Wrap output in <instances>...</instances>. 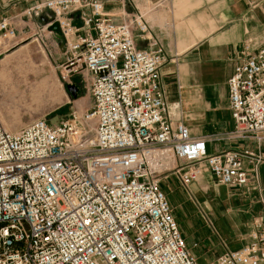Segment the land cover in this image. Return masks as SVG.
Segmentation results:
<instances>
[{
    "label": "built area",
    "instance_id": "obj_1",
    "mask_svg": "<svg viewBox=\"0 0 264 264\" xmlns=\"http://www.w3.org/2000/svg\"><path fill=\"white\" fill-rule=\"evenodd\" d=\"M23 2L36 37L57 25L58 82L77 79L90 104L55 125L43 117L10 132L0 122V264H201L162 181L173 176L190 199L205 175L222 187L257 188L261 157L247 149L208 155L204 140L171 125L158 85L163 51L140 13L114 23L99 0ZM15 33L13 20H0V39ZM227 95L230 137L260 146L264 44L234 67ZM205 264H264V220L244 246Z\"/></svg>",
    "mask_w": 264,
    "mask_h": 264
},
{
    "label": "crops",
    "instance_id": "obj_2",
    "mask_svg": "<svg viewBox=\"0 0 264 264\" xmlns=\"http://www.w3.org/2000/svg\"><path fill=\"white\" fill-rule=\"evenodd\" d=\"M99 1L103 14L114 23L140 13L152 38L161 46L164 62L158 70V85L171 125L181 122L191 138L204 140L208 155L244 149L257 153L263 161L257 188H225L236 192L263 191L264 196V180L260 176L264 171V142L257 146L252 139L230 137L234 123L227 95V80L234 67L264 44V0ZM25 8L23 0H0V20H13L16 29L14 39L6 43L23 51L36 48L57 69L64 62L62 47L49 30L47 35L36 37L37 20L24 18ZM74 26L79 27V22L75 21ZM134 39L137 48H146L136 32ZM6 52L0 48V56ZM76 83L73 78L71 85ZM61 119L54 115L47 121L57 124ZM30 120L25 116L22 119L25 123ZM207 176L212 179L210 175L203 178ZM190 188H195V184ZM261 202L250 233L264 220V201ZM246 240L248 243V237Z\"/></svg>",
    "mask_w": 264,
    "mask_h": 264
},
{
    "label": "rangeland",
    "instance_id": "obj_3",
    "mask_svg": "<svg viewBox=\"0 0 264 264\" xmlns=\"http://www.w3.org/2000/svg\"><path fill=\"white\" fill-rule=\"evenodd\" d=\"M1 47L8 51L0 56V122L6 131H17L43 117L55 115L57 120L65 119L74 108L80 111L88 108L90 100L78 80L74 85L75 96L71 97L58 82L59 70L36 48L23 51L0 39ZM24 116L31 120L23 122ZM260 176L264 180V171ZM160 187L191 255L201 264L245 245L264 201L263 191H232L208 176L200 179L195 188L188 189L191 199L173 176L164 179ZM195 204L209 227L197 214Z\"/></svg>",
    "mask_w": 264,
    "mask_h": 264
},
{
    "label": "water",
    "instance_id": "obj_4",
    "mask_svg": "<svg viewBox=\"0 0 264 264\" xmlns=\"http://www.w3.org/2000/svg\"><path fill=\"white\" fill-rule=\"evenodd\" d=\"M49 32L53 33L56 36V38L59 39V31H58V28H57V25L56 24H52L49 27ZM60 46L62 47L61 44H60ZM66 90L70 94L71 97H74L75 96V94H74L75 87L74 86H66Z\"/></svg>",
    "mask_w": 264,
    "mask_h": 264
}]
</instances>
